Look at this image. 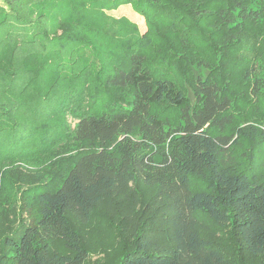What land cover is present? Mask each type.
Listing matches in <instances>:
<instances>
[{
  "label": "trees",
  "instance_id": "obj_1",
  "mask_svg": "<svg viewBox=\"0 0 264 264\" xmlns=\"http://www.w3.org/2000/svg\"><path fill=\"white\" fill-rule=\"evenodd\" d=\"M244 44L251 98L264 0H0V264H264Z\"/></svg>",
  "mask_w": 264,
  "mask_h": 264
},
{
  "label": "rangeland",
  "instance_id": "obj_2",
  "mask_svg": "<svg viewBox=\"0 0 264 264\" xmlns=\"http://www.w3.org/2000/svg\"><path fill=\"white\" fill-rule=\"evenodd\" d=\"M108 15L112 17L125 16L128 20L134 22L140 32H144L145 25L144 19L142 16L136 14L129 5H124L119 7L116 10L108 11ZM250 56L248 54L247 44L233 48L229 51V55L226 58L227 67L230 74L232 75L233 85L235 86L236 94H238L237 106L230 110L232 116V122L226 126L224 134H232L236 127L243 126V123L252 124L261 128H264V94H258L256 97H249L250 93L248 92V87L244 86L245 78L243 75H239L240 71H244L245 67L250 61ZM109 107H106V110ZM69 124L73 126L74 121L69 117ZM64 143V142H61ZM72 151L75 150V146L70 144ZM25 147V141L21 139V164L30 169H37L41 165L36 164V162L31 158V156L22 153L23 148ZM58 153H61L56 146ZM255 167L261 172L264 171V149H260L255 158ZM36 178L30 179L29 183H35ZM21 205L20 194L17 193L16 196V206ZM94 258V257H93Z\"/></svg>",
  "mask_w": 264,
  "mask_h": 264
}]
</instances>
